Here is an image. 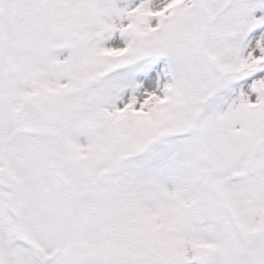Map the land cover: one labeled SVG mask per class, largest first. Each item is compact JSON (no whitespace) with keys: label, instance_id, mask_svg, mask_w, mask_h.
Returning <instances> with one entry per match:
<instances>
[{"label":"snow or ice","instance_id":"obj_1","mask_svg":"<svg viewBox=\"0 0 264 264\" xmlns=\"http://www.w3.org/2000/svg\"><path fill=\"white\" fill-rule=\"evenodd\" d=\"M0 264H264V0H0Z\"/></svg>","mask_w":264,"mask_h":264}]
</instances>
